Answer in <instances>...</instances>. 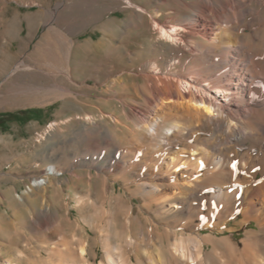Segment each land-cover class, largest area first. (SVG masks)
Masks as SVG:
<instances>
[{
	"label": "bare ground",
	"instance_id": "bare-ground-1",
	"mask_svg": "<svg viewBox=\"0 0 264 264\" xmlns=\"http://www.w3.org/2000/svg\"><path fill=\"white\" fill-rule=\"evenodd\" d=\"M168 1L137 4L148 9L160 31H182L167 55L144 64L143 82L134 90L148 108L139 112L141 126L170 120V133L151 141L149 131L138 130L148 144L139 156L143 164L125 159L124 151L114 160L124 176L133 172L130 182L144 187L146 198L134 204L120 194L112 215L86 221L88 226L65 216L76 235L68 241L63 220L52 217L50 184L45 177L36 179L24 197H5L0 232H13L5 236L9 244L0 242V264H208V255L223 264H264V178L258 179L264 174V0H171L177 3L167 6ZM182 82L197 90H182ZM212 90L225 92V98L209 94ZM207 192L217 205L203 202ZM24 200L31 203L29 210ZM205 211H219L223 226L200 233L192 221ZM234 211L243 214L241 225L255 223L240 242L214 232L223 231ZM27 221L28 236L16 228ZM36 239L45 243L46 255ZM91 240L102 247L100 258L89 252Z\"/></svg>",
	"mask_w": 264,
	"mask_h": 264
},
{
	"label": "rangeland",
	"instance_id": "rangeland-1",
	"mask_svg": "<svg viewBox=\"0 0 264 264\" xmlns=\"http://www.w3.org/2000/svg\"><path fill=\"white\" fill-rule=\"evenodd\" d=\"M159 2L162 0H0V32L9 33L0 34V212L7 209L8 194L24 197L34 180L45 177L50 184L52 217L63 220L66 239L71 241L76 235L68 229L65 216L87 225L93 218H109L120 194L134 204L146 198L145 188L137 189L130 182L133 172L124 176L114 160L124 151L125 159L137 158L143 164L139 156L148 144L142 142L140 131H149L151 141H161L170 133V120L157 119L149 130L141 126L139 112L148 108L134 90L135 84L143 82L139 73L144 64L167 55L169 44L178 41L176 33L182 31H160L148 9L137 5L154 7ZM176 3L169 0L167 6ZM121 78L123 82L114 84ZM180 87L197 90L188 82ZM209 94L225 98L222 91ZM36 109L39 111L23 113ZM263 178L264 174H258V179ZM54 186H59V192H54ZM209 193L202 201L217 205ZM24 202L29 210L31 203ZM180 210L185 217L184 209ZM205 213L192 221V226L199 225L200 233L223 226L219 211ZM233 213L223 231L214 232L240 242L255 223L241 225L243 214ZM24 218L27 220L26 213ZM30 226L27 221L16 228L28 236ZM10 230L0 232L3 244H9ZM36 240L44 245L46 255L45 243ZM72 244L76 247V242ZM89 252H96L98 258L103 255L102 247H95L92 240ZM208 256V264H223ZM2 264L16 263L4 260Z\"/></svg>",
	"mask_w": 264,
	"mask_h": 264
},
{
	"label": "trees",
	"instance_id": "trees-1",
	"mask_svg": "<svg viewBox=\"0 0 264 264\" xmlns=\"http://www.w3.org/2000/svg\"><path fill=\"white\" fill-rule=\"evenodd\" d=\"M37 111H39L38 109H36V110H24L23 111V113H31V112H37Z\"/></svg>",
	"mask_w": 264,
	"mask_h": 264
},
{
	"label": "flooded vegetation",
	"instance_id": "flooded-vegetation-1",
	"mask_svg": "<svg viewBox=\"0 0 264 264\" xmlns=\"http://www.w3.org/2000/svg\"><path fill=\"white\" fill-rule=\"evenodd\" d=\"M0 121H1V119H0Z\"/></svg>",
	"mask_w": 264,
	"mask_h": 264
}]
</instances>
